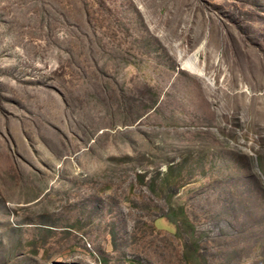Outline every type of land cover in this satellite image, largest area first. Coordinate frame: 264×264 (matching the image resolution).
<instances>
[{
  "label": "rangeland",
  "instance_id": "obj_1",
  "mask_svg": "<svg viewBox=\"0 0 264 264\" xmlns=\"http://www.w3.org/2000/svg\"><path fill=\"white\" fill-rule=\"evenodd\" d=\"M0 264H264V0H0Z\"/></svg>",
  "mask_w": 264,
  "mask_h": 264
},
{
  "label": "bare ground",
  "instance_id": "obj_2",
  "mask_svg": "<svg viewBox=\"0 0 264 264\" xmlns=\"http://www.w3.org/2000/svg\"><path fill=\"white\" fill-rule=\"evenodd\" d=\"M198 52H199V50H196L195 52H193L192 56L198 54ZM190 63H191V62H190ZM183 68H184L185 70H187L188 72H190V73H192V74L198 76V74H196V70H195L191 65H189V63H185V64L183 65ZM200 76H201V75H199V77H200Z\"/></svg>",
  "mask_w": 264,
  "mask_h": 264
}]
</instances>
